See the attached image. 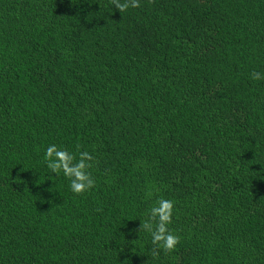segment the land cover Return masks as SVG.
Masks as SVG:
<instances>
[{
	"label": "trees",
	"instance_id": "16d2710c",
	"mask_svg": "<svg viewBox=\"0 0 264 264\" xmlns=\"http://www.w3.org/2000/svg\"><path fill=\"white\" fill-rule=\"evenodd\" d=\"M139 3L0 0V264H264V0ZM157 196L171 252L138 236Z\"/></svg>",
	"mask_w": 264,
	"mask_h": 264
},
{
	"label": "clouds",
	"instance_id": "9594fccd",
	"mask_svg": "<svg viewBox=\"0 0 264 264\" xmlns=\"http://www.w3.org/2000/svg\"><path fill=\"white\" fill-rule=\"evenodd\" d=\"M112 8L123 12L128 8L140 6L139 0H111ZM251 79H264V73L253 72ZM93 155L88 151H80L78 157L72 152L56 144H49L44 149V166L46 173H62L71 193L79 195L93 189L95 180L89 169L92 167ZM153 194L148 193L151 198ZM174 215V202L171 199L157 196L151 206L145 210V218L139 219V233L145 232L150 242L163 252L174 251L180 243V236L170 227Z\"/></svg>",
	"mask_w": 264,
	"mask_h": 264
}]
</instances>
